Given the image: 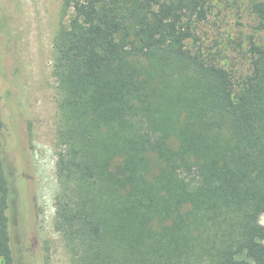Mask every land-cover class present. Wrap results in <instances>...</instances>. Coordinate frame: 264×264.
Wrapping results in <instances>:
<instances>
[{
    "label": "trees",
    "instance_id": "16d2710c",
    "mask_svg": "<svg viewBox=\"0 0 264 264\" xmlns=\"http://www.w3.org/2000/svg\"><path fill=\"white\" fill-rule=\"evenodd\" d=\"M209 0H62L55 229L72 264H264V44L188 46ZM264 31V0H247ZM0 163V261L13 264Z\"/></svg>",
    "mask_w": 264,
    "mask_h": 264
},
{
    "label": "rangeland",
    "instance_id": "374dc122",
    "mask_svg": "<svg viewBox=\"0 0 264 264\" xmlns=\"http://www.w3.org/2000/svg\"><path fill=\"white\" fill-rule=\"evenodd\" d=\"M208 8L188 46L244 77L251 47L264 44V31L247 0H209ZM67 20L62 0H0V163L13 264H72L55 229L63 184L56 170L61 95L53 78V41Z\"/></svg>",
    "mask_w": 264,
    "mask_h": 264
}]
</instances>
